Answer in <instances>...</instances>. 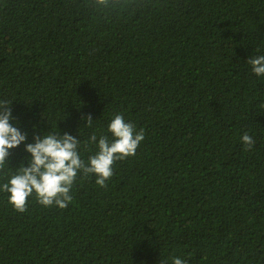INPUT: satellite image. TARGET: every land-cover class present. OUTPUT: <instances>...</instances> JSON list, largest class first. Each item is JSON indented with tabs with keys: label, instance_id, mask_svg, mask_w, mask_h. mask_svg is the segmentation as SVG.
<instances>
[{
	"label": "trees",
	"instance_id": "16d2710c",
	"mask_svg": "<svg viewBox=\"0 0 264 264\" xmlns=\"http://www.w3.org/2000/svg\"><path fill=\"white\" fill-rule=\"evenodd\" d=\"M260 55L264 0H0V102L27 143L69 134L87 162L115 114L145 133L66 209L0 192V264H264Z\"/></svg>",
	"mask_w": 264,
	"mask_h": 264
},
{
	"label": "clouds",
	"instance_id": "9594fccd",
	"mask_svg": "<svg viewBox=\"0 0 264 264\" xmlns=\"http://www.w3.org/2000/svg\"><path fill=\"white\" fill-rule=\"evenodd\" d=\"M99 5L107 7L111 0H97ZM252 72L264 77V55L254 56L248 60ZM11 102H0V175L7 177V182L0 183V192L6 193L8 202L17 213H25L29 198L35 197L37 203L45 208L58 206L66 209L72 202L71 190L78 178L95 176V183L107 187V181L113 177V166L117 161L135 157L137 150L145 139L141 129L136 131L135 125L125 121L122 114H115L111 119L107 135L90 137L91 144L97 151L88 157L87 162L81 158V143L75 137L55 133L34 137V143H27L28 134L20 131L19 125L13 121ZM88 127H92L91 116L87 117ZM241 140L246 150L254 147L255 141L245 133ZM25 144V151L31 159L21 163L10 176L5 169L11 150ZM89 146L85 142L84 147ZM172 264H185L180 258H172Z\"/></svg>",
	"mask_w": 264,
	"mask_h": 264
}]
</instances>
